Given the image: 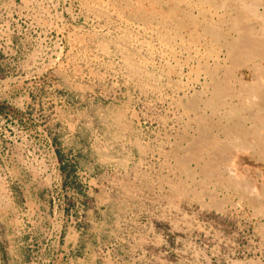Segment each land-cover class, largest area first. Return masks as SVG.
<instances>
[{"label":"rangeland","instance_id":"rangeland-1","mask_svg":"<svg viewBox=\"0 0 264 264\" xmlns=\"http://www.w3.org/2000/svg\"><path fill=\"white\" fill-rule=\"evenodd\" d=\"M194 1L0 0V264H264V122L226 106L238 67L211 60L235 10H264Z\"/></svg>","mask_w":264,"mask_h":264},{"label":"bare ground","instance_id":"bare-ground-1","mask_svg":"<svg viewBox=\"0 0 264 264\" xmlns=\"http://www.w3.org/2000/svg\"><path fill=\"white\" fill-rule=\"evenodd\" d=\"M132 1V0H131ZM186 1H188L189 2V0H186ZM196 2H198L197 0H195ZM195 1L193 2V3H195ZM211 0H205V5H206V8H208L209 7V5H212L211 4V2H215V1H211ZM227 1V0H226ZM235 2H237V4L240 2L241 4V9L243 10V11H245V9L248 11V9H253V7L252 8H250L249 6H246L245 4L246 3H243V0H234ZM234 1H231V2H234ZM239 1V2H238ZM246 1H249L250 2V4L252 5V6H256V5H259V6H261L260 8H261V11H262V9L264 10V0H246ZM246 1H244V2H246ZM183 3V1H180V3ZM187 2V3H188ZM192 2V1H191ZM207 2H208V4H209V2H210V4L208 5L207 4ZM228 2V1H227ZM226 2V3H227ZM249 2H248V4H249ZM136 3V2H135ZM163 3V2H162ZM202 3L203 2H201L200 1V5H202ZM222 3H224V1L222 0ZM221 3V4H222ZM133 4V3H132ZM169 4V3H168ZM174 4V3H173ZM184 4V3H183ZM192 4V3H191ZM214 4H216V3H214ZM218 4V3H217ZM231 3H228L227 5L229 6ZM234 5L232 6V4H231V6H229L230 8L229 9H231L232 7L234 8V6L236 5L235 3H233ZM249 4V5H250ZM128 5V4H127ZM131 5V4H130ZM185 5H186V2H185ZM185 5H183L184 7H188V5L187 6H185ZM224 5V4H223ZM240 5H238V6H240ZM133 6V5H132ZM174 6V5H173ZM191 6V5H190ZM197 6H199V3H198V5ZM202 6H204V5H202ZM222 6V5H221ZM160 7V6H159ZM167 7H169V6H167ZM213 7V6H212ZM219 7V6H218ZM246 7H248V8H246ZM133 8V7H132ZM161 9H162V7H160ZM190 8H192V7H190ZM195 8V7H194ZM200 8V7H199ZM221 8V10H222V8L223 7H220ZM220 8H218V9H216V12H217V10H219ZM239 8V7H238ZM197 9V8H196ZM210 9V8H209ZM226 9H228V8H226ZM225 9V10H226ZM165 10V9H164ZM186 10V9H185ZM189 10V9H188ZM193 10V9H192ZM195 10V9H194ZM193 10V11H194ZM201 10V9H200ZM204 10V9H203ZM234 10H235V8H234ZM256 11V10H255ZM163 12V11H162ZM190 12H191V10H190ZM196 12V11H195ZM202 12V11H201ZM201 12L199 11V13H200V15L202 16V15H205V14H201ZM222 12H225L224 10L222 11ZM257 12H258V10H257ZM262 12H264V11H262ZM174 13V12H173ZM183 13V12H182ZM181 13V14H182ZM188 13V12H187ZM198 13V14H199ZM208 13V12H207ZM210 13V12H209ZM227 13V12H226ZM229 13H230V10H229ZM228 13V14H229ZM232 13V12H231ZM235 13H240V12H237L236 10H235ZM244 13V12H243ZM242 13V14H243ZM246 13V12H245ZM249 13H250V15H251V11H249ZM256 13V12H255ZM165 14V13H164ZM163 14V15H164ZM197 14V15H198ZM215 14V13H214ZM214 14H211V16L212 15H214ZM222 14V13H221ZM223 14H225V13H223ZM233 15L232 17H230L227 21H224V22H226L227 24H228V26H229V29L228 28H226L225 26V28L226 29H228V31H226V32H224L225 31V29H224V31H221V30H218L217 28H218V26L216 25L217 24V20L215 21L216 22V26H214L213 24H212V27L214 26V27H216V30H218L219 31V33L217 32V33H215V34H213V36L216 38V42H218L219 41V39H221L222 41H221V43L219 44V45H217L218 47L215 49V51H214V49H213V51H211L212 49L210 48V46H209V49H210V54L213 52V54L215 53V55H216V57H215V55H213V59H211V60H214V58H216L215 59V62H216V60H218V59H224L225 60V62H226V60L227 61H229V62H232L233 64L235 63L236 64V66L238 67V71H236V72H238V76L236 77V78H232V75H234V74H232L233 72V69H231V73H229V75H231V79H234V92H232V95L231 96H227V97H230V99H228V98H226V99H228L227 101L226 100H224V98L223 99H221L222 97L221 96H219V97H221L220 99L218 98V102L220 101V100H222L223 102H221V103H224L225 101V104H226V106L227 105H229V104H231L232 105V103L233 102H235V103H237V105H239V109L240 110H245V111H247V112H245V111H242V113L241 114H246L247 113V116L246 117H248L250 114L252 115V118H253V120L254 121H256V122H264V120H263V114H264V94L263 93H261V88L264 86V80H260V76L262 75V71H264V23H263V25H259L260 23H256L255 22V20H250V17H246V15L244 14V15ZM253 14V13H252ZM257 14H259V13H257ZM137 15H139V14H137ZM191 15H192V13H191ZM196 15V14H195ZM199 15V16H200ZM227 15V14H226ZM230 15V14H229ZM248 15V14H247ZM262 15H263V13H262ZM152 16V15H151ZM184 16H185V14H184ZM187 16V15H186ZM210 16V15H209ZM217 16V15H216ZM225 16V15H224ZM223 15H222V17H224ZM259 16H260V14H259ZM258 16V17H259ZM152 17H155V16H152ZM188 17V16H187ZM189 17H191V19L192 18H194L195 16H189ZM202 17H204V16H202ZM201 17V18H202ZM219 17V16H218ZM217 17V18H218ZM221 17V18H222ZM228 17V16H227ZM254 17H255V19L257 18V15H254ZM254 17H253V19H254ZM157 18V17H156ZM156 18H155V20H156ZM183 18V17H182ZM208 18V17H207ZM206 18V19H207ZM220 18V17H219ZM218 18V19H219ZM262 18H263V16H262ZM204 19V18H203ZM202 19V20H203ZM209 19L211 20V18L209 17ZM158 20V19H157ZM161 20V19H160ZM193 20H195V22L196 21H198V20H196L195 18L193 19ZM200 20V19H199ZM208 20V19H207ZM215 20V19H214ZM257 20V19H256ZM154 21V20H153ZM201 21V20H200ZM212 21V20H211ZM221 21H223V20H221ZM219 22V24L221 25H223V23L222 22ZM137 22V21H136ZM163 22H165V21H163ZM205 22V21H204ZM203 22V23H204ZM262 22V21H261ZM205 23H207V22H205ZM127 24V23H126ZM142 24V23H141ZM140 24V25H141ZM162 24V23H161ZM197 24V23H196ZM208 24V26H210V22L209 23H207ZM227 24H225V25H227ZM162 25H164V24H162ZM166 25V24H165ZM125 26V25H124ZM149 26V25H148ZM172 25L170 24V27H171ZM182 26V25H181ZM186 26V25H185ZM206 25H204L203 26V31H204V27H205ZM207 26V27H208ZM188 28H190L189 27V25L187 26ZM195 27V26H194ZM199 27V26H198ZM212 27H211V29H212ZM162 28V27H161ZM166 28V27H165ZM164 28V29H165ZM168 28H169V25H168ZM172 28V27H171ZM153 29H155V28H153ZM180 29V28H179ZM196 29V28H195ZM210 29V28H209ZM214 29V28H213ZM220 29V28H219ZM157 30V29H156ZM161 30V29H160ZM172 30V29H171ZM177 30L178 29H176V32H177ZM193 30V29H192ZM189 31H191V29L189 30ZM167 32V31H166ZM174 32H175V30H174ZM211 32V31H210ZM228 32H231V34H229ZM158 33V32H157ZM181 33V32H180ZM184 33H185V31H184ZM187 33V32H186ZM208 33V32H207ZM163 34V33H162ZM165 34H168V33H165ZM199 34V33H198ZM201 35H202V33H200ZM206 34V33H205ZM209 35H210V33H208ZM207 34V35H208ZM196 35V34H195ZM204 35V34H203ZM157 36V35H156ZM164 36V35H163ZM167 36V35H166ZM175 36V35H174ZM194 36V35H193ZM213 36L212 37H210V38H212L213 39ZM170 37V36H169ZM195 37V36H194ZM166 38V37H165ZM180 38V37H179ZM206 38V37H205ZM204 38V39H205ZM162 39H163V41H164V37H162ZM171 39V38H170ZM181 39H184L183 37H181ZM180 39V41H182ZM165 40H169V39H165ZM173 40H174V38H173ZM175 40H176V38H175ZM198 40L199 39H197V42H198ZM206 40V39H205ZM204 40V41H205ZM159 41V40H158ZM170 41V40H169ZM169 41H168V44H170L171 42H173V43H175L174 41H170V43H169ZM183 41H185V39L183 40ZM189 41V40H188ZM213 41V40H212ZM214 41V42H215ZM165 42V41H164ZM177 42V41H176ZM196 42V43H197ZM211 41L209 40V45H211L212 43H210ZM214 43V45L215 44H217V43ZM148 43V42H147ZM172 43V45H173V47H172V45L170 46V48L172 47V48H176V47H174V45H179V43H177V44H173ZM181 43V42H180ZM184 43V42H183ZM183 43H182V46H183ZM193 43H194V41H193ZM185 44V43H184ZM188 44V43H187ZM199 44V43H198ZM198 44H196V45H198ZM208 44V43H207ZM133 45V44H132ZM177 45V46H178ZM181 45V44H180ZM200 45V44H199ZM213 45V44H212ZM166 47H167V45H165ZM186 46V45H185ZM192 46L193 47H195V45H193L192 44ZM201 46V45H200ZM200 46L198 47V48H200ZM180 47V46H179ZM197 47V46H196ZM212 48H213V46H211ZM214 47H216V45L214 46ZM197 48V49H198ZM202 48V47H201ZM176 49H179V48H176ZM175 49V50H176ZM181 49V48H180ZM183 49V48H182ZM194 49H196V48H194ZM206 49V47L204 48V50ZM208 49V48H207ZM174 50V51H175ZM200 50V49H199ZM203 50V49H202ZM173 51V52H174ZM176 51H178V50H176ZM180 51V50H179ZM188 51V50H187ZM251 52V53H249V58L251 57L250 56V54H252V53H254V55L255 54H257V55H255V58H256V56H258L257 58V60H258V64H257V61H256V63L255 64H257V68L256 69H253L252 67H248V66H245V64H246V60L244 59V63L245 64H242L243 62L242 61H240V58H241V56L245 53V52ZM196 52V51H195ZM199 52V51H198ZM202 52V51H201ZM207 52H208V50H207ZM180 53V52H179ZM258 53H259V55H258ZM193 55H197V54H195V53H192ZM202 54H204V53H202ZM208 55V56H211V55ZM170 55V54H169ZM192 55V56H193ZM201 55V54H200ZM172 56V55H171ZM195 56H193V57H195ZM205 56H207V55H205ZM247 56H248V54H247ZM198 57V56H197ZM252 57H253V54H252ZM250 58V61H251V59L253 60L254 58ZM200 58H205V57H200L199 56V59ZM249 58H247L248 60H249ZM130 59V58H129ZM196 59V58H195ZM208 59V58H207ZM207 59H205L206 61H207ZM220 59V60H221ZM203 60V59H202ZM190 61V60H189ZM250 61H248V63H250ZM254 61V60H253ZM223 62V61H222ZM242 62V63H241ZM181 63H183V62H181ZM202 63V62H201ZM208 63H209V61H208ZM217 63V62H216ZM232 63H228V65H232ZM247 63V64H248ZM252 63H254V62H251V64ZM205 64H206V62H205ZM204 63H202V65H205ZM212 66H213V64L212 63H210ZM224 64V63H223ZM246 64V65H247ZM192 65V64H191ZM208 65V64H207ZM228 65H226V66H228ZM253 65V64H252ZM251 65V66H252ZM180 66V65H179ZM209 66V65H208ZM224 66V65H223ZM222 66V67H223ZM190 67V66H189ZM210 67V66H209ZM214 67H215V64H214ZM214 67L212 68V69H214ZM218 66L216 65V67H215V69L217 68ZM220 67L221 66H219V69H220ZM234 67V66H233ZM236 67V68H237ZM228 68H229V66H228ZM228 68H227V70H228ZM231 68V67H230ZM235 67H234V69H236ZM202 69H204V68H202ZM207 69V68H206ZM204 70V72H202V74L204 73H208L209 71L208 70ZM215 69H214V74H216V72L218 71L217 69V71L215 72ZM226 70V68H225V70H224V72H226L227 71ZM203 71V70H202ZM212 71V70H211ZM222 71H223V69H222ZM179 72V71H178ZM192 73V72H191ZM199 73V71L197 72V74ZM209 73H211V72H209ZM209 73L207 74V75H209ZM220 73V72H219ZM223 73V72H222ZM228 73V71L226 72V74ZM235 73V72H234ZM214 74L212 75V76H214ZM236 74V73H235ZM206 75V74H205ZM207 75L205 76V77H207ZM222 75V74H221ZM224 75V74H223ZM228 75V76H229ZM204 76V75H203ZM225 76V75H224ZM223 76V81L222 80H220V82H218L217 84L219 85V83H222V82H224V80H225V82H226V80H227V77L225 76L224 77ZM210 77V76H209ZM230 77V76H229ZM229 77H228V79H229ZM214 78H217V75L216 76H214ZM224 78H226V79H224ZM262 78H264V76L262 77ZM196 79H198V77L196 78ZM195 79V80H196ZM204 79H206V78H204ZM204 79L202 80V82L204 81ZM211 79V78H210ZM208 81H212V79L211 80H209V79H207ZM217 80V79H216ZM228 82H229V80H227ZM196 82H197V80H196ZM181 83V82H180ZM194 83V82H193ZM204 83H205V81H204ZM212 83V82H211ZM214 83V82H213ZM199 84V83H198ZM217 84H214V85H217ZM228 84H231V83H228ZM228 84L225 86H223V87H227L228 86ZM203 85V84H202ZM202 85H201V87H202ZM223 85V84H222ZM232 85V84H231ZM181 86V85H180ZM230 86V85H229ZM210 88H212V87H210ZM222 88V87H221ZM178 89V88H177ZM201 89V88H200ZM223 89V88H222ZM231 88H227L226 89V91L228 92V93H231V91L229 92V90H230ZM206 90V89H205ZM210 90V89H209ZM232 90V89H231ZM214 91H215V93L217 94V97H218V95H220V90L217 88H215L214 89ZM213 91V92H214ZM205 92V91H204ZM204 92H202V94H204ZM212 92V91H211ZM209 94L210 93V91L209 92H206V94ZM214 93V94H215ZM224 93V92H223ZM226 93V92H225ZM224 93V94H225ZM211 94V96L213 95V98L216 96V94L214 95L213 93H210ZM224 94H222V95H224ZM226 95H227V93H226ZM201 96V95H200ZM210 96V95H209ZM211 96H210V98H211ZM225 96V95H224ZM208 97V96H207ZM203 98H204V96H203ZM205 98H206V96H205ZM204 98V99H205ZM209 98V97H208ZM208 99V100H205V101H208V103H212V99ZM216 98V97H215ZM198 99V98H197ZM212 100V101H211ZM215 102H217V100H214ZM214 103V102H213ZM214 104H216V103H214ZM205 105V104H204ZM217 106H218V104H216ZM215 105V106H216ZM220 105V104H219ZM235 105V104H234ZM233 105V107L235 108L236 106H234ZM199 106V105H198ZM212 106H214L213 104H212ZM225 106V105H224ZM223 106V108H225ZM194 107V106H193ZM203 107V106H202ZM228 107V106H227ZM226 107V108H227ZM232 106L230 107V108H233ZM206 108V107H205ZM204 108V109H205ZM211 108H213V107H211ZM221 108H222V106H221ZM207 109V108H206ZM209 110V109H208ZM212 111L211 112H215L216 113V110H214V109H211ZM225 110V109H224ZM233 109H231V111H232ZM235 110H237V108L235 109ZM199 111V110H198ZM217 111H219V113H218V115L220 114V110H218L217 109ZM226 111V110H225ZM228 111H230V110H228L227 109V113H228ZM197 112V111H196ZM234 112V111H233ZM233 112H230V113H233ZM248 112H250V114L248 113ZM222 113H223V109H222ZM221 113V114H222ZM224 114H225V112H224ZM223 114V115H224ZM235 114H236V112H235ZM237 114L239 115L240 113H239V111L237 112ZM240 114V115H241ZM249 114V115H248ZM260 114H262V117H261V115ZM204 115V114H203ZM222 115V116H223ZM200 116H202V115H200ZM217 116V115H216ZM226 116V115H225ZM228 116V115H227ZM226 116V117H227ZM231 116V115H230ZM232 116L235 118V116H234V114H232ZM245 116V115H244ZM212 117V116H211ZM229 117V116H228ZM237 117V116H236ZM238 117H241L242 118V116H238ZM237 117V119H239V120H242V119H244V121L246 120L245 118H242V119H240V118H238ZM203 118V117H202ZM207 118V117H206ZM221 117H219L218 118V120L220 119ZM231 118V117H230ZM251 118V119H252ZM222 119V118H221ZM226 119V118H225ZM229 118H227V120H228ZM237 119L235 118V122H237ZM214 120V119H213ZM223 120V119H222ZM231 120H233V121H230V122H234V119H231ZM248 120V119H247ZM247 120H246V122H247ZM249 120H250V118H249ZM253 120H250V121H252L253 123H252V127H254V121ZM198 121V120H197ZM244 121H242V122H244ZM226 122V121H225ZM245 122V123H246ZM213 123V122H212ZM217 123V122H216ZM215 123V124H216ZM219 123V122H218ZM217 123V124H218ZM237 123H240V122H237ZM243 124V125H246V124ZM217 124H216V127H217ZM226 124H227V122H226ZM242 124L241 125H238L237 127H239V128H237V129H240V126H242ZM257 124H259V123H257ZM263 125H264V123H262ZM262 124H260L259 125V127L262 125ZM256 125V124H255ZM222 126V125H221ZM224 126V125H223ZM230 126V125H229ZM228 126V127H229ZM231 126H232V124H231ZM257 126V125H256ZM210 127V126H209ZM225 127V126H224ZM233 127H234V125H233ZM244 127V126H243ZM258 127V126H257ZM211 128V127H210ZM210 128H208V129H210ZM219 128V127H218ZM231 128L232 127H230L229 129L231 130ZM255 128V127H254ZM221 129V128H220ZM219 129V130H220ZM226 129V128H225ZM235 129V128H234ZM245 129H247L246 127L245 128H243V130L244 131H248V129L247 130H245ZM201 130V129H200ZM218 130V129H217ZM227 130H228V128H227ZM226 130V131H227ZM255 130H257V128L255 129ZM259 130V129H258ZM263 130H264V128H263ZM222 131V130H221ZM223 131H224V129H223ZM222 131V133L224 134L225 132H223ZM241 131V130H240ZM240 131H239V133H240ZM253 131V130H252ZM260 131V130H259ZM228 132H230V131H227V135H225L226 136V138H225V136H224V138L226 139V141H227V137L230 135V133H228ZM236 132H238V131H236ZM256 132V131H255ZM263 132V131H262ZM207 133V132H206ZM208 133H209V130H208ZM207 133V134H208ZM218 133V132H217ZM242 133V132H241ZM247 132H245L244 134H246ZM257 133V132H256ZM260 133V132H259ZM229 134V135H228ZM234 134H235V132H234ZM244 134H242V135H244ZM255 134V133H254ZM204 135V134H203ZM216 135V134H215ZM214 135V136H215ZM232 135V134H231ZM230 135V136H231ZM237 135V134H236ZM240 135V134H239ZM206 136V135H205ZM210 136V137H209ZM208 136V139L209 138H213L214 139V137H213V135L211 136V135H209ZM217 136H219V134L217 135ZM217 136H216V138H217ZM232 137V136H231ZM235 137V136H234ZM233 137V138H234ZM237 137V139L236 140H238V139H240V137L238 138V135L236 136ZM251 137H253V135L251 136ZM260 137V136H259ZM258 137V138H259ZM222 138V137H221ZM229 138V137H228ZM242 138L244 139L245 137H243L242 136ZM263 140H264V134H263V136L261 137ZM206 139V138H205ZM205 140L206 142L205 143H207V141H212L213 139H210V140ZM250 139V138H249ZM255 139V138H254ZM253 139V142L256 140H254ZM224 139H222V141H223ZM229 140H231V138L229 139ZM259 139H257V141H258ZM213 141H215V139L213 140ZM212 141V142H213ZM229 142V141H228ZM250 142V141H249ZM252 142V143H253ZM256 142V141H255ZM234 143V142H233ZM232 143V144H233ZM235 143H236V141H235ZM246 143V142H245ZM251 143V144H252ZM257 143H260L259 141L257 142ZM208 144H209V142H208ZM207 144V145H208ZM224 144V143H223ZM226 144L228 145V143L226 142ZM238 144V143H237ZM237 144H233L234 146L236 145L237 146ZM239 144L241 145L242 143H240L239 142ZM238 144V145H239ZM250 144V145H251ZM256 144V143H255ZM255 144H254V146L253 145H251V146H253L254 148H255ZM196 145V147L198 146L197 144H195ZM225 145V144H224ZM229 145H230V143H229ZM260 145H262V142L260 143ZM187 146H189V145H187ZM222 146V145H221ZM246 146H248V144L246 145ZM192 147V146H191ZM190 147V148H191ZM206 147V146H205ZM204 147V148H205ZM253 147H252V149H253ZM262 148L264 147V145H262L261 146ZM261 147H260V149L259 150H261ZM194 148V150H195V147H193ZM201 148V147H200ZM199 148V149H200ZM222 148V147H221ZM233 148V147H232ZM239 148V146L237 147V149ZM257 148H259V146L258 147H256L255 149H257ZM197 149V151H198V148H196ZM207 148H205V150H206ZM213 149V148H212ZM264 149V148H263ZM262 149V150H263ZM192 150V152L191 153H193V149H191ZM226 150H228V149H226ZM246 150H248V149H246ZM244 151L243 150V153H245V152H247V151ZM250 150V149H249ZM210 151V150H209ZM208 151V152H209ZM222 151V150H221ZM224 151V150H223ZM251 151V150H250ZM253 151V150H252ZM199 152V151H198ZM207 152V153H208ZM241 152L242 151H240V154L239 155H242L241 154ZM254 152V151H253ZM258 152V151H257ZM195 153V152H194ZM206 153V154H207ZM219 153V152H218ZM239 153V152H238ZM252 153V152H251ZM220 154V153H219ZM224 153L222 152V155H223ZM237 154V153H236ZM254 154V153H253ZM189 155V154H188ZM204 155V154H203ZM222 155L220 154V156L222 157ZM238 155V156H239ZM252 155V154H251ZM193 156H197V155H193ZM204 156H207V158H208V154L207 155H204ZM220 156H218V157H220ZM228 156V155H227ZM179 157V156H178ZM185 157V156H184ZM220 157V158H221ZM229 157V156H228ZM236 157V156H235ZM234 157V158H235ZM243 157V156H242ZM246 157V156H245ZM250 157V156H249ZM180 158V157H179ZM188 158V157H187ZM182 159V160H189V161H191L190 160V158L189 159ZM198 158H202V157H198ZM223 158V157H222ZM226 158V157H225ZM231 158V157H230ZM251 158V157H250ZM197 159V158H196ZM211 159V158H210ZM209 159V160H210ZM229 159V158H228ZM206 160V159H205ZM208 160V159H207ZM234 160V159H233ZM232 160V161H233ZM249 160V159H248ZM247 160V161H248ZM251 160H252V158H251ZM199 161H201L200 159H199ZM204 161V160H203ZM179 162V161H178ZM187 162V161H186ZM192 162V161H191ZM196 162V161H195ZM194 162V160H193V162L192 163H194V164H196V166H197V163H195ZM215 162V161H214ZM182 165L184 164V163H182V161L180 162ZM200 163V162H199ZM208 163V162H207ZM246 163V162H245ZM188 164V163H187ZM233 164H234V162H233ZM250 164V163H249ZM254 167H255V171H256V173H255V175H264V156H263V154H257L256 155V153H255V156H254V158H253V161H252V163H251ZM186 165V164H185ZM184 165V166H185ZM208 165V164H207ZM206 165V166H207ZM218 165V164H217ZM223 166H225V165H223ZM204 167V166H203ZM211 167V166H210ZM214 167V166H213ZM222 167V166H221ZM231 167H233V166H231ZM236 167V166H235ZM182 168V167H181ZM183 168H185V167H183ZM200 168H202V167H200ZM205 168V167H204ZM220 168V167H219ZM229 168V167H228ZM227 168V166L226 167H222V169H221V173L223 174V175H231V171H230V169H228ZM249 168V167H248ZM205 170H206V168H205ZM253 170V169H252ZM209 171H211V169L209 170ZM246 171V170H245ZM207 172V171H206ZM248 171H246V173H247ZM217 173V172H216ZM232 173H233V171H232ZM207 174H210V172L208 173L207 172ZM239 174V173H238ZM203 175H204V169H203ZM217 175V174H216ZM233 176V175H232ZM209 178V177H208ZM260 178H262L261 176H260ZM207 179V178H206ZM232 179V178H231ZM257 180V179H256ZM261 180H263V179H261ZM264 181V180H263ZM262 182V181H261ZM260 183V182H259ZM259 183L257 184V185H259ZM236 184V183H235ZM261 184V183H260ZM263 184V183H262ZM239 185V184H238ZM241 185V184H240ZM244 187V186H243ZM264 188V187H263ZM237 189V188H236ZM247 189V188H246ZM246 189H245V191H246ZM256 189V188H255ZM254 190V189H253ZM260 191L262 190V188L260 187V189H259ZM252 191V190H251ZM257 193V192H256ZM256 193H254V194H256ZM260 195V194H259ZM248 196H249V194H248ZM264 196V195H263ZM251 197V196H250ZM255 197V196H254ZM257 197H258V195H257ZM259 198V197H258ZM252 199H254V198H252ZM251 200V199H250ZM255 200H257V199H255ZM254 200V201H255ZM256 203V202H255ZM257 207V206H256ZM263 207H264V205H263ZM261 208V207H260ZM261 214V213H260ZM259 214V215H260Z\"/></svg>","mask_w":264,"mask_h":264},{"label":"crops","instance_id":"crops-1","mask_svg":"<svg viewBox=\"0 0 264 264\" xmlns=\"http://www.w3.org/2000/svg\"><path fill=\"white\" fill-rule=\"evenodd\" d=\"M55 262H56V264H63V257H62V255L58 257V255L56 254V256H55Z\"/></svg>","mask_w":264,"mask_h":264}]
</instances>
